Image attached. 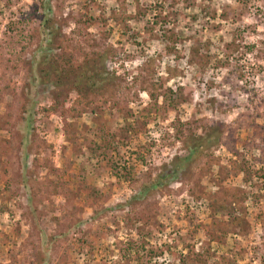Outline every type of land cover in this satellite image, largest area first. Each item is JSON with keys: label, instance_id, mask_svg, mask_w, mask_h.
<instances>
[{"label": "rangeland", "instance_id": "374dc122", "mask_svg": "<svg viewBox=\"0 0 264 264\" xmlns=\"http://www.w3.org/2000/svg\"><path fill=\"white\" fill-rule=\"evenodd\" d=\"M40 55L111 79L57 95ZM209 125L219 143L153 187ZM197 253L264 264V0H0V264Z\"/></svg>", "mask_w": 264, "mask_h": 264}, {"label": "trees", "instance_id": "16d2710c", "mask_svg": "<svg viewBox=\"0 0 264 264\" xmlns=\"http://www.w3.org/2000/svg\"><path fill=\"white\" fill-rule=\"evenodd\" d=\"M47 23L48 25H46V28L44 29L48 30L49 35H53V31H51L50 29L53 30L56 28L55 26L51 25L50 21H48ZM51 45H53V41L51 42ZM48 59V56L42 57V55H40L39 58L35 59V67L38 68L37 77L41 78L42 82L51 84L54 87V90L57 92V95L76 92L78 96L82 97L81 99H83V95L91 87L90 85H97L98 82L107 83V81L111 79L109 78L108 74H105L106 72H104L103 74V72L97 70L98 65L96 64L99 61H94L92 64L93 68L90 67L89 69L84 71V68L81 69L80 67L74 69L70 63V60L66 58H64V66H61L62 64L59 63V57L49 60ZM221 126L222 125H209L207 128H203L205 132L203 135L199 136L192 134L187 136L185 141L186 156L182 158H176V160L171 164L165 165L163 167L164 169H162V172L158 175L156 183H153V187H157L159 184L162 185L166 178L176 179L177 177L182 175L185 169L186 171H189L196 161L201 159L207 151H209L213 146H216L219 143L221 136L224 134V130L221 128ZM100 139L102 142L103 140H105L104 136L102 135L100 136ZM111 146L112 145L110 143L106 145L103 143V146L96 145V149L97 151H100L103 150L102 147H105L103 153H105L104 156L107 157L109 153L108 151H110ZM108 163L111 169H117L118 164L115 163L114 160L109 159ZM236 202V205L238 207L241 201L237 199ZM221 207L229 210L230 208H235V206H233V203L226 207L224 205H221ZM218 209L219 208L214 209V215L217 212L223 214L227 213L226 211H224V209H221V211H218ZM230 223L236 234L240 236L245 234L246 220L243 217H235L230 221ZM212 238L214 237L212 236ZM190 252V255L193 254L192 251ZM207 252L208 251H206V253ZM153 254L155 255L156 253H153V251H151V255ZM204 255L205 254L203 253H197L193 257L186 256V258L180 260V264H210L209 256L206 255L204 257ZM213 264H237V261L234 259H225V257H223L221 261L214 260Z\"/></svg>", "mask_w": 264, "mask_h": 264}]
</instances>
